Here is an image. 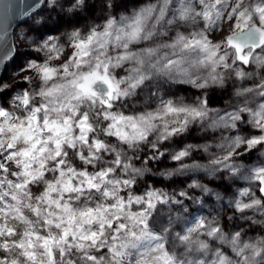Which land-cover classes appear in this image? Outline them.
<instances>
[{
	"label": "snow or ice",
	"instance_id": "obj_1",
	"mask_svg": "<svg viewBox=\"0 0 264 264\" xmlns=\"http://www.w3.org/2000/svg\"><path fill=\"white\" fill-rule=\"evenodd\" d=\"M41 3L47 4L48 0H35L34 4L21 0L24 11ZM169 3L170 0H162L159 9L148 7L131 18H122L120 21L110 19L101 31L93 30L87 36L73 33L70 39L76 41L73 45L75 54L60 67L36 62L21 67L20 72H34L45 85L38 93L44 102L32 107L35 93L17 96L15 99L19 105L27 109L26 117H13L9 111L0 108V238L16 235L15 228L5 223L9 218L25 225L22 238L0 241V250L11 252L19 249L18 254L25 258L27 264H78V261L79 264H125V258L133 255L139 257L136 264H177L174 256L165 250L162 237L149 231V216L152 211L157 208V204L168 202L162 198V194L149 192L146 198H126L120 192L130 187L133 179L112 178L115 172L112 167L93 174L77 171L68 166L65 159L68 155L65 149H76L78 144L88 145V151L92 155L85 157L81 153L80 159L89 164L99 159L96 153L107 150L99 139L93 137L92 142L89 141L88 134L94 132V127L90 123V112L79 111L83 105H87L90 110H94V106L103 110L102 118L110 121L105 129L108 136L117 137L129 147L148 142L154 151L157 143L187 132L190 124L206 115V101H202L199 107L174 106L169 102L161 110L162 114L149 113L136 118L108 111L113 108L114 101L128 96L130 89L137 88L147 78L139 66L155 68L154 64L148 65L146 57L153 56L156 49L149 47L144 52H136L130 49V45H140L155 38V24L149 21L159 23L163 20ZM21 5L16 7L20 9ZM197 5L199 11L196 10ZM13 7L6 0H0V10L8 11ZM157 12L158 15H154ZM195 17L206 21L209 28L218 22L228 21L233 31L222 42L217 43H213L204 32L198 33L194 39L177 35L175 41L165 47L179 48L186 53H204L202 59L197 56L195 64L208 69L209 79L213 83H223L224 75L217 71L218 68L231 70L236 77L244 79L245 72L232 67L237 61L241 65L252 63L264 68V0H260L254 8L246 0H183L179 19L189 20ZM113 41L115 47L125 50L124 54L115 57L109 55L107 50ZM222 47L233 50L231 62L227 59V52L218 54ZM257 49H260V54L253 55ZM11 51L4 44V35L0 30V65L10 58ZM54 59H59V56ZM127 62L134 64L130 69L134 74L127 79H117L111 69L122 67ZM187 62L192 63L191 60ZM164 66L168 70L184 71L179 60L169 59ZM23 79L28 81L30 77L25 76ZM121 85L125 87L122 88ZM206 86V83L200 85ZM5 87L7 86L0 82V91ZM252 91L254 90L249 88L237 94ZM257 94L264 97V84L260 85ZM167 116L172 117L171 121L165 120ZM242 119L258 129V134L250 137L236 135L221 146L225 150L223 158L214 161L216 165L232 173H236L238 169L229 161L242 158L257 146H264V103L259 104L256 109H239L229 115L223 126L236 127L235 122ZM156 120L163 121L162 126L158 127L153 123ZM218 123L219 120L216 124ZM154 131L157 133L156 142L149 140ZM190 149L191 146L173 154L171 158L182 162L189 155ZM4 161L13 164L19 171H11ZM49 161H55V165L49 170L58 173L53 181L44 180ZM115 164L121 166L119 154ZM123 167L127 169L131 166ZM218 170L219 168L213 169ZM132 171L135 175L143 173L142 169L137 168ZM4 173L14 176L15 181L3 176ZM245 178L258 182L262 198L237 202V209L241 212L253 208L264 209V167L254 169ZM37 182L46 184V190L38 197L40 204L46 205L44 208L33 202L29 190V186ZM5 187L8 191H4ZM85 190L98 193V199L102 202L95 205L84 202L83 206H73L70 201H64L65 193L75 194L72 199L80 200ZM53 193L57 196L54 197ZM240 195L249 196V193L245 190ZM133 205H142L143 209L132 211ZM24 209L34 214L37 222L43 220V224L47 226V236H41L35 231L33 221L25 216ZM204 227L205 222L201 220L196 227L187 231L191 234ZM206 234L220 241L226 239L219 227L209 225ZM180 239L187 242L189 235L181 236ZM227 242L237 256L243 257V264H257L253 259L256 256H262L260 264H264V240L241 243L237 233L228 238ZM199 247L207 249L208 244L200 242ZM93 250H103L109 255H95ZM75 252L80 253L78 260L71 258V254ZM216 256L214 264H233L232 260L220 252ZM0 264H5V261L0 259ZM10 264L20 262L13 259Z\"/></svg>",
	"mask_w": 264,
	"mask_h": 264
},
{
	"label": "rangeland",
	"instance_id": "obj_2",
	"mask_svg": "<svg viewBox=\"0 0 264 264\" xmlns=\"http://www.w3.org/2000/svg\"><path fill=\"white\" fill-rule=\"evenodd\" d=\"M182 3L183 0H170L164 19L159 23L149 21L155 24L153 31L157 33L153 40L142 42L140 45H130V49L136 52H144L149 47L156 49L153 56L146 57L148 65L154 64L155 68L139 66L143 69L142 74L147 78L137 88L130 89L128 96L114 101L113 108L108 111L136 118L149 113L162 114L161 110L169 102L174 106L199 107L202 101H206V115L190 124L187 132L157 143L154 151L148 142L129 147L117 137L108 136L105 129L110 121L102 118L103 110L99 106H94V110H90L87 105H83L79 111L90 112V123L94 127V132L88 134L89 141L92 142L95 137L106 145L107 150L96 153L99 159L89 164L80 159L81 153L85 157L92 155L88 151V145L78 144L76 149H65L68 153L65 159L67 165L77 171L93 174L112 167L115 169L112 178L133 179L132 185L120 192V195L126 198L136 196L146 198L149 192L162 194V198L168 202L157 204V208L152 211L149 216V231L162 237L165 250L174 256L177 264H214L217 260V252L227 256L233 264H243V257L236 255L227 240L237 233L241 243H256L264 240V209L253 208L241 212L236 207L237 202H250V198H262L259 192L261 186L258 182L245 177H249L254 169L264 167V146H257L250 153H245L242 158L229 161L228 163L237 167L236 173L216 165L214 161L223 158L225 150L221 146L230 142L236 135L250 137L258 134V129L243 119L235 122L236 127L223 125L229 115L239 109L245 107L256 109L259 104L264 103V97L257 94L260 85L264 84V68L252 63L241 65L237 61L232 67L244 71V79L236 77L231 70L218 68L217 71L224 75V80L222 84L213 83L209 79L208 69L203 65L195 64L197 56L202 59L204 53H186L179 48L165 47L172 44L177 35L194 39L198 33L204 32L211 40L222 42L225 39L224 26L229 23L228 21L218 22L217 25L209 28L208 23L200 17L181 20L179 10ZM246 3L254 8L260 0H246ZM161 6L162 0H48L40 11L27 18L14 33L16 56L1 80L7 87L0 91V108L9 111L13 117H26L27 109L19 105L15 99L17 96L35 93L32 107L44 102L38 95L45 87L41 79L34 72H20V69L30 62L48 63L53 67H60L75 54L73 45L76 41L70 39L73 33H79L82 37L87 36L93 30L101 31L110 19L120 21L122 18L133 17L145 8L159 9ZM196 10L199 11L198 5ZM54 13L58 14L57 20L51 17ZM154 15H158V12ZM53 48L56 50L52 51ZM107 51L112 57L125 53L124 49L115 47L114 41ZM232 51L230 48L222 47L218 54L227 52V59L231 62ZM258 54L260 49L253 53V55ZM56 56H59V59H54ZM169 59L179 60L184 71L168 70L164 65ZM188 60L192 63L189 64ZM133 67L132 62H127L122 67L111 69V72L117 79H127L129 75L134 74L130 72ZM25 76L30 77V80L23 79ZM51 83L50 81L49 84ZM205 83L206 87H200ZM249 88L254 91L245 92L243 95L237 94ZM213 92H220L222 100L219 104L210 106L208 98ZM171 119V116L165 117V120L171 121ZM217 120H219L218 124H216ZM153 123L160 127L163 121L156 120ZM76 131L78 133V129ZM190 132L195 134V141L182 138ZM156 137L157 133L154 131L150 134L149 140L156 142ZM179 139L182 141L178 144ZM189 146H191L190 153L182 162L171 158L173 154ZM240 151L244 152L243 149ZM117 154L121 161L119 167L115 164ZM154 156L156 158H153ZM4 163L11 171H19L13 164L7 161ZM181 164L184 166L181 167ZM53 165L55 161L47 163L44 180L53 181L58 176L57 172L49 170ZM123 165L131 167L125 169ZM133 168L142 169L143 173L135 175ZM214 168L219 170L213 171ZM3 176L15 181V177L7 173ZM29 190L33 202L40 204L38 197L46 190V184L44 182L31 184ZM245 190L248 191L249 196L240 195ZM4 191H8L7 187ZM182 193L184 195H181ZM74 195L65 193L64 201H70L73 206L78 204L83 206L84 202L89 205L102 202L98 199L99 194L94 191L89 193L85 190L80 200L72 199ZM53 196L56 197L57 194L53 193ZM40 206L46 207L44 204ZM142 209V205H133L131 208L132 211ZM24 214L33 221L34 229L39 235L47 236V226L43 224L42 219L37 222V217L27 209H24ZM201 220L205 222V227L199 232L189 234L187 230L196 227ZM5 223L15 228L16 235L0 238V241L7 242L22 238L25 225L10 218ZM209 225L219 227L226 238L225 241L208 236L206 233ZM185 235H189L187 242L180 239ZM200 242L208 244V248L201 249ZM19 251V249H13L11 252L0 250V259L4 260L5 264H10L13 259L20 264H27L25 258L18 254ZM93 254L109 255L103 250L101 252L93 250ZM79 256L78 252L71 254L73 260H78ZM137 259H139L137 255L129 256L125 258V264H136ZM253 259L260 264L262 256Z\"/></svg>",
	"mask_w": 264,
	"mask_h": 264
},
{
	"label": "water",
	"instance_id": "obj_3",
	"mask_svg": "<svg viewBox=\"0 0 264 264\" xmlns=\"http://www.w3.org/2000/svg\"><path fill=\"white\" fill-rule=\"evenodd\" d=\"M7 3H11L14 7L11 10H0V30L4 35V44L12 49L9 54L10 58L6 59L2 65H0V81L8 66V64L14 59L16 55V47L14 41V33L16 29L30 16L40 11L45 5L41 3L37 7H32L30 10L24 11L21 5V0H6ZM28 4H34L35 0H27ZM21 5L18 9L16 6Z\"/></svg>",
	"mask_w": 264,
	"mask_h": 264
},
{
	"label": "trees",
	"instance_id": "obj_4",
	"mask_svg": "<svg viewBox=\"0 0 264 264\" xmlns=\"http://www.w3.org/2000/svg\"><path fill=\"white\" fill-rule=\"evenodd\" d=\"M52 18H55L56 20H57V18H58V14H53L52 16H51ZM221 100H222V94L220 93V92H213V93H211L210 95H209V98H208V104L210 105V106H214V105H217V104H219L220 102H221ZM196 136H195V134L194 133H192V132H190L187 136H184V137H182V138H184V139H189V140H196V138H195ZM112 141L113 142H115V140L114 139H112ZM182 140H180L179 139V141H178V144L181 142ZM177 143V142H176Z\"/></svg>",
	"mask_w": 264,
	"mask_h": 264
},
{
	"label": "bare ground",
	"instance_id": "obj_5",
	"mask_svg": "<svg viewBox=\"0 0 264 264\" xmlns=\"http://www.w3.org/2000/svg\"><path fill=\"white\" fill-rule=\"evenodd\" d=\"M229 23L225 24V26H224V37L223 38H226L229 35V33L233 31V29L229 27ZM212 41H213V43L217 42L214 40H212Z\"/></svg>",
	"mask_w": 264,
	"mask_h": 264
},
{
	"label": "flooded vegetation",
	"instance_id": "obj_6",
	"mask_svg": "<svg viewBox=\"0 0 264 264\" xmlns=\"http://www.w3.org/2000/svg\"><path fill=\"white\" fill-rule=\"evenodd\" d=\"M257 50H258V49H257ZM15 56H16V55H15ZM14 59H15V57H14ZM14 59L8 64L7 68H9V66H11V65L13 64ZM7 68H6V70H7ZM6 70H5L4 74H3V76L5 75ZM3 76H2V78H3ZM1 80H2V79H1ZM0 82H1V81H0ZM3 93H4V92H3Z\"/></svg>",
	"mask_w": 264,
	"mask_h": 264
}]
</instances>
